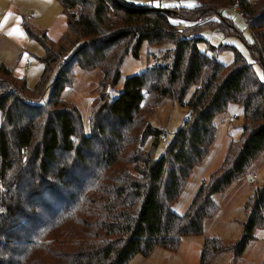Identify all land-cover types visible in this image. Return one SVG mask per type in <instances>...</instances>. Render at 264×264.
Returning a JSON list of instances; mask_svg holds the SVG:
<instances>
[{
	"label": "trees",
	"instance_id": "trees-1",
	"mask_svg": "<svg viewBox=\"0 0 264 264\" xmlns=\"http://www.w3.org/2000/svg\"><path fill=\"white\" fill-rule=\"evenodd\" d=\"M57 1L69 28L60 41L23 24L44 50L35 87L0 66V264H129L158 247L176 252L185 238L203 236L205 221L218 213L214 195L247 176L264 152V81L253 63L235 50L227 66L219 61L221 48L207 42V50L200 49L205 28L241 35L224 17L237 5L254 38L253 60L264 68V0H198L194 7ZM145 43L174 48L111 96L124 60L130 53L138 59ZM77 67L103 73L89 135L78 108L63 100ZM49 88V101L41 103ZM170 98L188 106L191 116L157 158L165 131L150 119ZM231 104L243 109V134L179 215L173 207L215 144V119ZM247 202L242 238L233 246L207 238L201 264L227 250L241 257L264 229V184Z\"/></svg>",
	"mask_w": 264,
	"mask_h": 264
},
{
	"label": "rangeland",
	"instance_id": "rangeland-1",
	"mask_svg": "<svg viewBox=\"0 0 264 264\" xmlns=\"http://www.w3.org/2000/svg\"><path fill=\"white\" fill-rule=\"evenodd\" d=\"M131 3L139 6L161 5L168 6H186L194 7L198 4V0H130ZM250 4L254 5L257 0H249ZM166 5V6H164ZM191 5V6H190ZM63 11V9H62ZM224 17L229 18L234 23L240 36L228 35L223 32L205 28L200 36L206 40V43L200 44L202 51L207 50V42L211 46L218 49L219 61L229 66L235 59V50L243 55L249 63H253L258 78L264 81V68L254 62L249 45L253 43L254 38L248 28V24L244 19H240L232 11L224 12ZM217 18V16H216ZM67 31L64 35L68 32ZM64 35L56 42L60 41ZM57 36L52 31V39ZM66 45L68 43L64 42ZM174 45L169 44L161 47H148L145 43L139 51V58L137 59L130 53L124 60L121 67L122 76L117 87L112 88L111 96L116 97L124 89V84L127 78L145 72L146 69L154 67L157 64L156 55L161 56L169 49H173ZM40 57H35L32 61L31 73L37 72L43 64ZM162 60V59H161ZM159 64H162L161 61ZM44 65V64H43ZM75 78L71 87H68L63 94V100L75 105L83 117L84 130L89 135L90 120L100 92L99 82L103 77V73L95 69V71H86L82 68L74 69ZM57 74H54L49 82L52 84L56 79ZM37 82V81H36ZM33 82H29L31 85ZM37 83L33 84L30 89H33ZM193 88L187 96V101L195 92ZM51 88L48 89L41 103L47 104L50 98ZM155 116L150 119L153 127L160 128L165 131V136L160 147L157 149L156 157L160 158L166 151V146L171 142L173 136L180 130L186 120L191 116L190 108L188 106H181L173 99H164L155 111ZM238 119L233 121L231 127L228 123L232 117ZM244 113L241 106L231 104L228 110L220 114L215 119V126L217 134L215 144L213 145L208 156L202 164L196 167L190 176L184 192L176 205L173 207L175 212L179 215L187 213L192 201L199 192L201 186L205 182H209L211 177L219 170L225 163L228 150L231 142H238L243 134ZM167 144V145H166ZM253 164L249 167L247 176L239 178L232 182L223 192L214 195V203L218 206V213L209 218L204 223L203 236H193L185 238L180 244L178 251L171 252L162 247L154 249V252L148 257H135L129 264H201L200 256L203 251L205 237L215 238L220 240L225 246H233L243 236V224L246 222V205L247 200L264 184V152L261 153ZM228 165V164H227ZM231 165V164H230ZM230 165L228 167H230ZM230 168H224V171ZM257 177L254 180V177ZM245 253L235 258L233 251L227 250L219 256L216 264H263L264 263V229L257 231L256 239L251 241L247 246ZM218 257V256H217Z\"/></svg>",
	"mask_w": 264,
	"mask_h": 264
},
{
	"label": "crops",
	"instance_id": "crops-1",
	"mask_svg": "<svg viewBox=\"0 0 264 264\" xmlns=\"http://www.w3.org/2000/svg\"><path fill=\"white\" fill-rule=\"evenodd\" d=\"M24 22L46 32L51 39L53 31L57 38L52 40L56 41L67 31V16L57 0H0V66L6 65L16 78L25 79L31 88L40 80L44 65L33 74L29 67L35 57L44 55V50L28 38L23 29ZM29 82L33 83L30 85ZM221 254L224 253H220L212 264H216Z\"/></svg>",
	"mask_w": 264,
	"mask_h": 264
},
{
	"label": "built area",
	"instance_id": "built-area-1",
	"mask_svg": "<svg viewBox=\"0 0 264 264\" xmlns=\"http://www.w3.org/2000/svg\"><path fill=\"white\" fill-rule=\"evenodd\" d=\"M230 10L234 14H236L240 19H244L246 17L244 11L241 10L237 5L230 7ZM211 19H212V17L203 18V19L199 18L198 21H197V23H203V22H206V21L211 20ZM188 27H189L188 25H181L180 29L183 30V29H186ZM236 119H238L236 116L235 117H232L230 119L229 123H228V126L231 127V125L233 124V121L236 120ZM256 179H257V177L255 176L254 177V180H256Z\"/></svg>",
	"mask_w": 264,
	"mask_h": 264
},
{
	"label": "snow or ice",
	"instance_id": "snow-or-ice-1",
	"mask_svg": "<svg viewBox=\"0 0 264 264\" xmlns=\"http://www.w3.org/2000/svg\"><path fill=\"white\" fill-rule=\"evenodd\" d=\"M157 6H160V5H157ZM164 6H166V5H164ZM191 6V5H190Z\"/></svg>",
	"mask_w": 264,
	"mask_h": 264
}]
</instances>
